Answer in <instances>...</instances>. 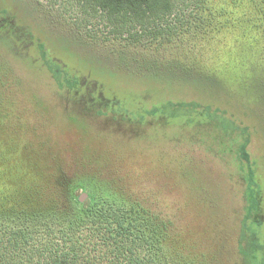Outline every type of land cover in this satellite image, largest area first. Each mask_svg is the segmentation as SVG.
Here are the masks:
<instances>
[{"label": "rangeland", "instance_id": "obj_1", "mask_svg": "<svg viewBox=\"0 0 264 264\" xmlns=\"http://www.w3.org/2000/svg\"><path fill=\"white\" fill-rule=\"evenodd\" d=\"M65 1L0 0V220L60 226L79 186L165 223L161 264H264V0L180 1L137 39Z\"/></svg>", "mask_w": 264, "mask_h": 264}, {"label": "trees", "instance_id": "obj_2", "mask_svg": "<svg viewBox=\"0 0 264 264\" xmlns=\"http://www.w3.org/2000/svg\"><path fill=\"white\" fill-rule=\"evenodd\" d=\"M180 1L184 2L66 0L65 3L70 2L75 9L72 11L77 12L72 17L78 29H88L93 24L103 25L110 35L117 38L137 39L162 35L182 5ZM230 25L227 21L223 23V27L230 28ZM247 42L241 40L235 49H239L241 56L237 57V65L250 75L247 69H250L251 57H242L241 52L251 47ZM257 56L256 60L263 69L256 75L257 86L264 91V60L260 58H264V54ZM78 187L72 186L69 191L75 212L60 226L48 225L46 230H38L10 226L0 220V264H161L158 233L159 230L165 231V223L158 227L145 209L139 212L137 206H128L110 194L96 191L97 194L89 195L82 202L83 194L74 197ZM251 196L249 194L250 202ZM163 261L164 264H173L165 256Z\"/></svg>", "mask_w": 264, "mask_h": 264}, {"label": "water", "instance_id": "obj_3", "mask_svg": "<svg viewBox=\"0 0 264 264\" xmlns=\"http://www.w3.org/2000/svg\"><path fill=\"white\" fill-rule=\"evenodd\" d=\"M87 198H88V195L87 194H83L81 196V201L84 202L85 200H87Z\"/></svg>", "mask_w": 264, "mask_h": 264}]
</instances>
